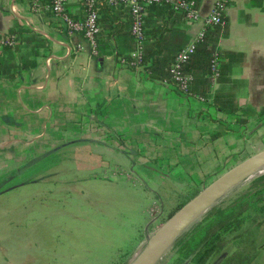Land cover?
Instances as JSON below:
<instances>
[{
    "label": "crops",
    "instance_id": "1",
    "mask_svg": "<svg viewBox=\"0 0 264 264\" xmlns=\"http://www.w3.org/2000/svg\"><path fill=\"white\" fill-rule=\"evenodd\" d=\"M214 1L197 2L201 18ZM67 6L83 17L78 0ZM49 13L34 11L29 0H0V33L19 36L14 58L23 67L0 81V189L10 187V176L47 170L42 159L65 151L86 165L76 175L86 176L95 163L122 166L146 191L119 180L109 184L113 191L134 190L145 204L169 201L204 165L264 135V0H229L223 11L214 50L220 73L209 90L221 104L230 99L234 111L183 93L172 80L151 78L144 65L120 66L118 58L133 47L127 8L99 10L97 56L81 33L67 32ZM168 26L169 45H185L202 21L181 18ZM145 214L141 209L138 216Z\"/></svg>",
    "mask_w": 264,
    "mask_h": 264
},
{
    "label": "rangeland",
    "instance_id": "2",
    "mask_svg": "<svg viewBox=\"0 0 264 264\" xmlns=\"http://www.w3.org/2000/svg\"><path fill=\"white\" fill-rule=\"evenodd\" d=\"M45 158L42 160L48 164L47 170L35 173L32 169L21 177L11 176L10 187L0 189V264H123L147 228L157 223L160 212L182 189L177 188L169 201L158 197L145 204L134 190H126L123 195L109 186L119 180L146 191L128 168L97 167L95 163L92 172L82 176L76 175L81 173L76 170L86 166L79 163L81 156L64 151ZM118 172L128 173L130 177ZM114 173L117 175L111 176ZM263 175L255 176L215 206L225 205L239 194L251 191L253 183ZM0 181L4 183L5 179ZM260 181L264 183V178ZM141 209L146 213L142 219L138 216ZM205 212L185 223L178 236ZM183 236L160 264H171ZM255 238L260 247L255 262L264 263V223Z\"/></svg>",
    "mask_w": 264,
    "mask_h": 264
},
{
    "label": "trees",
    "instance_id": "3",
    "mask_svg": "<svg viewBox=\"0 0 264 264\" xmlns=\"http://www.w3.org/2000/svg\"><path fill=\"white\" fill-rule=\"evenodd\" d=\"M195 1L197 3L199 0ZM103 8L111 9L105 5L99 10ZM147 11L143 65L146 66L151 78L171 80L168 69L177 52L186 44L179 40L169 45L170 37L166 35V31L169 30L170 21L180 22L183 16L175 12L168 3L152 5ZM150 12L159 15V19L150 20ZM49 14L53 15L52 12ZM221 30L219 24L206 27L203 37L196 43L194 53L183 65L182 70L184 73L192 74L194 78L188 86L187 93L196 94L203 99H212L210 103L224 111H234L236 107L230 99L220 101L224 103L221 104L216 95L211 97L209 90L210 60ZM15 50L16 48L13 49L11 46L2 48L0 81L13 79L23 68L22 65L15 64ZM263 178L264 175L257 179L258 182L253 183L251 191L239 194L225 205H216L209 209L178 242L176 257L171 264H209L231 246L234 249L225 255L220 264H264L254 260L260 249L256 245V231L264 223V183L260 181ZM251 227L253 229H250Z\"/></svg>",
    "mask_w": 264,
    "mask_h": 264
},
{
    "label": "built area",
    "instance_id": "4",
    "mask_svg": "<svg viewBox=\"0 0 264 264\" xmlns=\"http://www.w3.org/2000/svg\"><path fill=\"white\" fill-rule=\"evenodd\" d=\"M30 6L34 11L48 10L53 13L63 24L65 30L69 33H81L87 41L90 53L94 56L98 55V35L101 31L99 22V7H125L130 15V34L133 40L132 49L118 58L120 66L132 69H138L143 66L145 53V15L148 7L162 3H168L170 7L177 13L182 14L185 21L189 23L202 21V27L192 39L175 55L169 69L171 80L175 83L177 89L183 93H187L189 84L193 81V76L184 73L183 65L191 58L195 51L196 43L203 37L206 27L213 25H224L225 19L223 15L224 8L229 0H215L211 12L201 18L198 12V5L195 0H78L83 9V17L77 18L73 11L67 6L68 0H29ZM18 44V36L13 32L0 33V49L5 46L14 47ZM220 56L213 52L209 71L211 84L215 85L219 77ZM119 175L123 174L118 172ZM114 173L111 176H115ZM109 176V177H111Z\"/></svg>",
    "mask_w": 264,
    "mask_h": 264
},
{
    "label": "water",
    "instance_id": "5",
    "mask_svg": "<svg viewBox=\"0 0 264 264\" xmlns=\"http://www.w3.org/2000/svg\"><path fill=\"white\" fill-rule=\"evenodd\" d=\"M63 145H60L55 149H59ZM262 158H264V135L257 136L239 149L218 157L214 161L204 165L187 181L179 194L176 195L175 199L160 212L157 218V223H155L154 226L147 228L143 237L123 264H149L152 256L158 254V248H156L155 245L157 242L159 243V238L169 221H171L176 215L182 214L191 208L203 198L204 195L215 186L216 180L219 176L244 166L257 165ZM209 209L206 210L203 216ZM179 238L175 240V243ZM227 254L228 250H225L220 255L216 256L209 264H220Z\"/></svg>",
    "mask_w": 264,
    "mask_h": 264
},
{
    "label": "bare ground",
    "instance_id": "6",
    "mask_svg": "<svg viewBox=\"0 0 264 264\" xmlns=\"http://www.w3.org/2000/svg\"><path fill=\"white\" fill-rule=\"evenodd\" d=\"M263 173H264V158H262L260 163L257 165L244 166L242 168L232 170L226 174L219 176V178H217L216 180L215 186L209 192H207L203 198H201L191 208H189L182 214L176 215L171 221L168 222V224L166 225L164 231L162 232L159 238L160 240L159 243L157 242V244L155 245L156 248H158V254H156V256L155 254L152 256V259L150 260L149 264H160L163 261V259H165V257L169 254V252L172 251L171 249H174L173 247L175 240L182 235L181 234L180 236H178L179 234L177 232L185 225V223L189 222L196 214H198L199 212L203 213L210 207L217 204L225 196H227L228 194L232 193L233 191L241 187L243 184L250 181L255 176H258ZM202 216L203 215H201L195 221V223ZM190 227H188V229ZM188 229L185 228L183 232L188 231Z\"/></svg>",
    "mask_w": 264,
    "mask_h": 264
},
{
    "label": "flooded vegetation",
    "instance_id": "7",
    "mask_svg": "<svg viewBox=\"0 0 264 264\" xmlns=\"http://www.w3.org/2000/svg\"><path fill=\"white\" fill-rule=\"evenodd\" d=\"M232 200H233V199H232ZM232 200H231V201H232ZM233 249H234V248H233L232 246L229 247V249H228V253H229L230 251H232ZM259 252H260V250H258V252H257V255H256L255 259H254L255 261L257 260V256H258V253H259ZM175 257H176V252H175L174 258H175ZM174 258H173V259H174ZM173 259H172V260H173Z\"/></svg>",
    "mask_w": 264,
    "mask_h": 264
}]
</instances>
